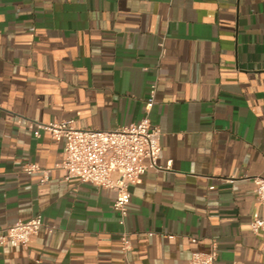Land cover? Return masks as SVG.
<instances>
[{
    "label": "crops",
    "instance_id": "obj_1",
    "mask_svg": "<svg viewBox=\"0 0 264 264\" xmlns=\"http://www.w3.org/2000/svg\"><path fill=\"white\" fill-rule=\"evenodd\" d=\"M153 86L169 168L129 187L121 219L113 193L65 179L64 143L37 125L127 127ZM255 177L264 0H0V230L44 224L26 247L0 245V264H189L212 245L220 264H264Z\"/></svg>",
    "mask_w": 264,
    "mask_h": 264
},
{
    "label": "built area",
    "instance_id": "obj_2",
    "mask_svg": "<svg viewBox=\"0 0 264 264\" xmlns=\"http://www.w3.org/2000/svg\"><path fill=\"white\" fill-rule=\"evenodd\" d=\"M154 95L155 86L145 102L144 117L138 123L120 129H77L72 120L37 125L38 131L50 133L52 141L64 143L61 167L66 173L65 179H75L113 193V209L121 219L128 213L129 187L138 184L149 170L159 172L169 168L158 164L160 130L150 123L148 116ZM38 131L35 132L36 136L39 135ZM22 170L28 175L42 172L36 164H26ZM253 185L255 197L264 208V179L255 177ZM43 227L40 214L25 221L19 220L0 230V245L26 247L31 237L38 235ZM250 227L253 234L264 232V216L253 220ZM120 244L125 254L130 249L128 234L121 235ZM189 264H220L215 245L208 252H192Z\"/></svg>",
    "mask_w": 264,
    "mask_h": 264
}]
</instances>
